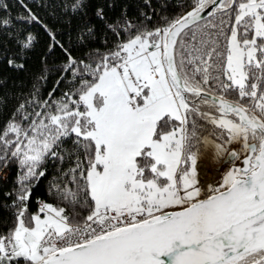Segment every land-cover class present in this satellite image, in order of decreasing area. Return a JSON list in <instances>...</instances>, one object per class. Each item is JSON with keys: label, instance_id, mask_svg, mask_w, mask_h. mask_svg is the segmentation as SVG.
Instances as JSON below:
<instances>
[{"label": "snow or ice", "instance_id": "1", "mask_svg": "<svg viewBox=\"0 0 264 264\" xmlns=\"http://www.w3.org/2000/svg\"><path fill=\"white\" fill-rule=\"evenodd\" d=\"M22 7L50 44L28 92L0 95V264H264V0H191L151 27L97 8L82 57ZM35 43L0 16V64L23 70Z\"/></svg>", "mask_w": 264, "mask_h": 264}, {"label": "trees", "instance_id": "2", "mask_svg": "<svg viewBox=\"0 0 264 264\" xmlns=\"http://www.w3.org/2000/svg\"><path fill=\"white\" fill-rule=\"evenodd\" d=\"M54 0H0V3H7V9L0 8V16H7L13 19L16 25V30L23 28L30 31L36 37L34 51L26 60L25 68L23 70H16L8 67L6 64H0V80L6 81L3 87L0 88V95L11 96L17 92H28L32 85L33 78L42 72L41 57L47 52L50 44V37L44 28L37 23H27L18 19L20 16H27L28 13L22 4L31 9L43 24L55 33L56 39L64 45L65 48L71 49L72 55L75 57H82L85 55L86 49L82 47L77 41V33L79 29L85 25L93 26L98 38L94 41H89L90 48H100L102 43V34L104 32V25L106 21L100 20L95 15L97 8H103L107 21H114L121 16L124 9L127 10L129 18L140 19L141 12L151 16L150 21H145L148 26L158 24L160 17L166 15L172 17L180 14L181 3L190 4L191 0H86V7L83 12L76 15H62L59 8L53 9L50 5ZM114 5L109 7V5ZM191 10L190 7H185L183 11ZM55 11V15H53ZM11 48L12 46L9 45ZM14 50V48H13ZM66 58L59 48L56 49L55 55L49 57V66L55 61L57 65L61 64ZM59 73L52 72L48 75L46 86L43 87V95H47L55 85ZM65 88L63 81L55 95H59L60 91ZM16 103L14 99L8 100V108L5 111H10ZM51 171V170H50ZM7 179L0 181V199H3V192L7 191L12 185L16 176V170L13 168L6 174ZM46 178H41L39 184L33 189L32 198L35 202L39 197L42 200L50 201V198L45 190ZM35 208V203H33ZM7 213L0 210V218H6Z\"/></svg>", "mask_w": 264, "mask_h": 264}, {"label": "rangeland", "instance_id": "3", "mask_svg": "<svg viewBox=\"0 0 264 264\" xmlns=\"http://www.w3.org/2000/svg\"><path fill=\"white\" fill-rule=\"evenodd\" d=\"M217 167H220V165H217Z\"/></svg>", "mask_w": 264, "mask_h": 264}]
</instances>
